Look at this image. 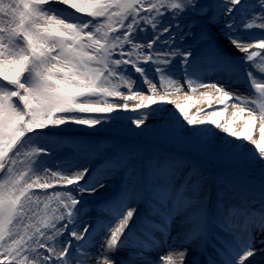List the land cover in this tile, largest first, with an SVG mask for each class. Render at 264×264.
I'll list each match as a JSON object with an SVG mask.
<instances>
[{"label":"snow or ice","instance_id":"6c2138e0","mask_svg":"<svg viewBox=\"0 0 264 264\" xmlns=\"http://www.w3.org/2000/svg\"><path fill=\"white\" fill-rule=\"evenodd\" d=\"M257 233L264 0H0V264H247Z\"/></svg>","mask_w":264,"mask_h":264},{"label":"rangeland","instance_id":"374dc122","mask_svg":"<svg viewBox=\"0 0 264 264\" xmlns=\"http://www.w3.org/2000/svg\"><path fill=\"white\" fill-rule=\"evenodd\" d=\"M60 7H65V6H60ZM252 31L256 32L258 34V30L253 29ZM257 63H259V61ZM253 70L257 73L260 72L259 67H256V66H253ZM213 79H214V77H213ZM145 88H146V86H145ZM240 91H242V92L245 91V86L243 84L240 85ZM245 94H247V93L245 92ZM171 111H175L174 106L171 104H168L166 106L165 113H168ZM193 111H194V109H193ZM158 122H159V119L157 118V119L150 120L149 124L154 125V124H157ZM126 123L127 122H125V121H116V122H114V126H111V127L106 126L103 129H98L95 138L103 139L106 136L107 137L119 136V137L125 138V139L130 137L132 139L141 140V141H149L150 140L149 137H143V136L135 137V136H131V134H127L126 128H125ZM128 126H130V124ZM81 135H82V133H77L78 137ZM219 135L223 136L224 134L219 133ZM254 136L256 139H259L258 128L254 132ZM253 148H254V146L249 143V144L245 145L244 151L249 152ZM208 167H209V170H212L215 166H214V164L210 163ZM258 167L259 166L256 165V166L252 167L251 169H249V171L251 172L252 175H254V176L258 175ZM212 196H213V198L215 196V189L214 188L212 189ZM253 222H255V221H253ZM172 235H173V237H175V235H176L175 229H174ZM262 238H264V237H262L260 234L257 233V242L253 245V247L255 249H257V251H256L257 255H254L253 257L249 258V260L247 261V264H264V251H260V249L264 248V244H260V242H259L260 239H262ZM182 247H183V245L181 244V241L179 239L169 238L167 246L162 247V249L160 248L159 252H152L150 255L152 256V258L154 260H156L159 256L167 255L170 251H176V250L181 249ZM94 251H95V249H94ZM208 251L211 252V249H209ZM213 255H215V254L213 253ZM204 259H205L204 256L200 255L197 252L195 245L189 246V254L185 260V264H193V260H198L199 264H204ZM161 263H162V261L158 260L157 264H161Z\"/></svg>","mask_w":264,"mask_h":264},{"label":"bare ground","instance_id":"6f19581e","mask_svg":"<svg viewBox=\"0 0 264 264\" xmlns=\"http://www.w3.org/2000/svg\"><path fill=\"white\" fill-rule=\"evenodd\" d=\"M162 249V248H161ZM94 251V250H93ZM255 255H257V254H255ZM162 264V263H161Z\"/></svg>","mask_w":264,"mask_h":264}]
</instances>
